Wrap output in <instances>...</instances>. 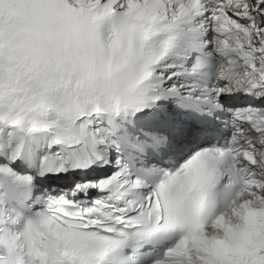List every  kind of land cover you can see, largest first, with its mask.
<instances>
[{"label": "snow or ice", "instance_id": "snow-or-ice-1", "mask_svg": "<svg viewBox=\"0 0 264 264\" xmlns=\"http://www.w3.org/2000/svg\"><path fill=\"white\" fill-rule=\"evenodd\" d=\"M0 264H264V0H0Z\"/></svg>", "mask_w": 264, "mask_h": 264}]
</instances>
